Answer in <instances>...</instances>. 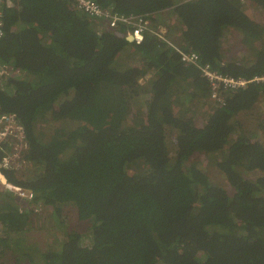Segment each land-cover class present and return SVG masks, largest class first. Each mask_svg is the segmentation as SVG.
Instances as JSON below:
<instances>
[{
    "label": "trees",
    "instance_id": "trees-1",
    "mask_svg": "<svg viewBox=\"0 0 264 264\" xmlns=\"http://www.w3.org/2000/svg\"><path fill=\"white\" fill-rule=\"evenodd\" d=\"M96 1L146 15L152 29L166 10L168 38L202 63L235 78L264 75L255 15L264 0ZM3 10L0 114L26 127L31 163L7 176L34 192L27 208H52L63 223L70 209L91 223L38 251L41 264H264V83L225 90L219 104L199 68L151 32L130 41L126 27L74 0H7ZM232 30L250 62L225 49ZM29 212L0 205V242H13ZM16 239L17 262L36 264L26 238Z\"/></svg>",
    "mask_w": 264,
    "mask_h": 264
},
{
    "label": "built area",
    "instance_id": "built-area-1",
    "mask_svg": "<svg viewBox=\"0 0 264 264\" xmlns=\"http://www.w3.org/2000/svg\"><path fill=\"white\" fill-rule=\"evenodd\" d=\"M6 1L0 0V37L4 34L5 15L3 7ZM74 3L78 10L105 21L112 29L121 26L126 27L127 36H132L133 42L142 43L146 32L157 35L180 55L183 62L199 68L201 76L209 83L211 98L219 104H225L223 95L225 90L239 89L252 82L264 83V75H256L251 79L235 78L219 72L209 63H202L197 52L184 50L167 38L165 32L152 29L146 15L120 14L111 7L102 6L96 0H74ZM1 71L6 72L7 70L3 68ZM28 147L27 129L17 114H0V150L4 153L0 160V189L10 190L20 199L30 201L35 196L34 192L15 184L7 176L10 172L24 171L30 166L31 163L24 157Z\"/></svg>",
    "mask_w": 264,
    "mask_h": 264
},
{
    "label": "rangeland",
    "instance_id": "rangeland-1",
    "mask_svg": "<svg viewBox=\"0 0 264 264\" xmlns=\"http://www.w3.org/2000/svg\"><path fill=\"white\" fill-rule=\"evenodd\" d=\"M249 10L251 12L254 11L251 7L249 8ZM258 11L259 12H256L255 15L258 17L259 22H262L264 24V11ZM155 30L160 29L158 28ZM225 38V49L229 52L230 56H237L238 58L243 59V61L245 62H250L253 59L252 53L250 52L248 46L243 44L242 36L237 31H228ZM263 107L264 106H262V110H264ZM255 109H257V106L255 107ZM244 119L246 118L244 117ZM255 119L253 121L257 123L259 119ZM44 127L54 128L52 123L50 124V120L44 124ZM206 170V172L211 176L213 184L225 186V179L221 176V173L219 171L212 168L210 165L206 168ZM22 172L23 171L17 172L19 177H21ZM9 192L11 191L9 190ZM26 203H29V201L26 202V200L21 199L19 200L18 207L22 211H30L29 223L23 225L20 234L16 235L11 240L13 241V243H17L16 238H26V244H28L30 247L29 250H31V248H39V250L45 251L58 249L61 240L65 239L66 233H69V231H80L82 233H85L91 227V223L89 224L86 222L82 223L77 221L70 209L65 212V221L63 223L55 221L52 208H45L44 206L39 205L35 208H27ZM33 245L36 247H32ZM12 250V255L7 254V256H5L3 259L6 261L0 260V262H5L6 264H15V262H17V258L19 257L20 252L15 246ZM35 259L37 260L36 264L43 263L41 257L37 254H35ZM24 264H28V260H25Z\"/></svg>",
    "mask_w": 264,
    "mask_h": 264
},
{
    "label": "crops",
    "instance_id": "crops-1",
    "mask_svg": "<svg viewBox=\"0 0 264 264\" xmlns=\"http://www.w3.org/2000/svg\"><path fill=\"white\" fill-rule=\"evenodd\" d=\"M156 17L157 18H159V23L161 22V21H163V19L164 20H167V21H169L170 20V16H169V13H167V11L166 10H164V11H161L160 13H157V15H156ZM173 18V17H172ZM159 23H157L158 24V27H159V29H160V31H162V30H164V32H165V36L168 38V36H167V34H168V27H167V25H163V24H159ZM156 25V24H155ZM169 39H170V37H169ZM3 192H8V190H6V189H0V205H7V203H10V204H12V205H14V206H16L17 208H19L18 206H19V200H21V199H19L12 191H11V195H12V197L14 198V199H9L8 200V202H6V200H4V198L2 197V194L1 193H3ZM22 211V210H21ZM1 225H0V230H1ZM2 231V230H1ZM1 234H0V238H2L3 236H4V234L2 233V232H0ZM17 234H13V236L15 237ZM6 237H12V235L11 236H7V235H5ZM11 242V241H10ZM14 246L15 247H17L16 246V243H8V244H4V243H2V242H0V260H2V261H6V260H3L4 259V257L5 256H7V254L8 255H12V249L14 248ZM32 247H36V246H32ZM30 248V247H29ZM29 248L27 249V251L26 252H28V253H30V254H33V253H35V254H37V255H39V253H38V251H41V252H45V250H39V248H31V250H29ZM17 250H18V247H17ZM35 250V251H34ZM40 256V255H39ZM20 258H22V255L21 254H19V257L17 258V260L18 259H20ZM8 261V260H7ZM0 264H6L5 262H0ZM15 264H19L18 262H15ZM20 264H24V262H22V263H20Z\"/></svg>",
    "mask_w": 264,
    "mask_h": 264
},
{
    "label": "water",
    "instance_id": "water-1",
    "mask_svg": "<svg viewBox=\"0 0 264 264\" xmlns=\"http://www.w3.org/2000/svg\"><path fill=\"white\" fill-rule=\"evenodd\" d=\"M162 32H164V30H162ZM128 39H129L130 41H133L132 36H129Z\"/></svg>",
    "mask_w": 264,
    "mask_h": 264
},
{
    "label": "bare ground",
    "instance_id": "bare-ground-1",
    "mask_svg": "<svg viewBox=\"0 0 264 264\" xmlns=\"http://www.w3.org/2000/svg\"><path fill=\"white\" fill-rule=\"evenodd\" d=\"M4 179V178H3Z\"/></svg>",
    "mask_w": 264,
    "mask_h": 264
}]
</instances>
